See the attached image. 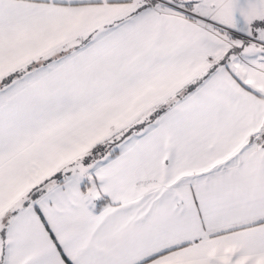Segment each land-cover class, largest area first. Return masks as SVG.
<instances>
[{
	"label": "snow or ice",
	"instance_id": "obj_1",
	"mask_svg": "<svg viewBox=\"0 0 264 264\" xmlns=\"http://www.w3.org/2000/svg\"><path fill=\"white\" fill-rule=\"evenodd\" d=\"M0 264H264V0H0Z\"/></svg>",
	"mask_w": 264,
	"mask_h": 264
}]
</instances>
